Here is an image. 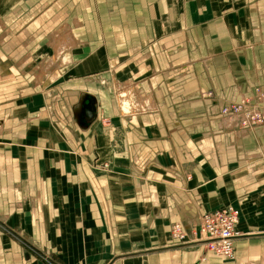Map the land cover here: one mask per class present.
Returning <instances> with one entry per match:
<instances>
[{
	"label": "crops",
	"instance_id": "0c3cea01",
	"mask_svg": "<svg viewBox=\"0 0 264 264\" xmlns=\"http://www.w3.org/2000/svg\"><path fill=\"white\" fill-rule=\"evenodd\" d=\"M34 11L78 48L52 100L0 83V264H234L171 237L221 207L264 264V127L223 113L264 93V0H0ZM130 86L150 109L124 114Z\"/></svg>",
	"mask_w": 264,
	"mask_h": 264
},
{
	"label": "rangeland",
	"instance_id": "374dc122",
	"mask_svg": "<svg viewBox=\"0 0 264 264\" xmlns=\"http://www.w3.org/2000/svg\"><path fill=\"white\" fill-rule=\"evenodd\" d=\"M35 5H36V3H34V6ZM18 6H21V4H19ZM18 6H17V8H18ZM34 10H35V8H34ZM44 14L46 15L47 13L35 12V11L30 13L29 18H28L29 21L27 20L28 24L26 23L24 25L25 29H22V30H21V23L17 24V22H16L17 18L20 16V13H18V15H15V13H14L13 17L9 16V18H8L9 25H5V23H6L5 17H4L5 14H0V40L3 39L2 41H4V39H5V41L8 43L12 42V40H13L16 43V44L12 43V46L10 48L12 50L11 52H12L13 57H15V56L19 57L21 54L22 55L24 54L25 56H28V55L33 56V55H37V54L39 55L38 56L39 58L37 57V59H35L32 62L31 61H28V62L24 61L23 63H21L19 60H13L12 57H10V56H9V59L12 60L13 62H11V63L10 62H2V63L0 62V83L15 84L13 86V88L16 89L15 86H18L17 83H18V80L20 79V81L25 82V85L23 87L25 89H23V91H26V92L24 93V95H28V94H29V96L34 95V97L39 95V98L52 100L54 98V96L56 95V93L54 92L55 91L54 86L58 82H61L60 81L61 80V71L66 69L72 63V57L73 56H71V54H72V52L74 53V51H76L75 47L78 48V45H75V42L70 41V37H71L72 33H71L69 27H65L64 29H61V30H53V31H57V32H53V33L51 32V29H50V32H45L42 28H40V27H43L42 17ZM4 27H6L7 29ZM22 33H24V36H26L30 33L29 36L42 37L41 42H40L39 37H37V38L34 37L31 40L32 43H26V44L21 45L19 43V41H20V37H21ZM61 35L63 36L62 37L63 39L67 38L64 41H65V44H68V46L62 51L61 55H59L57 58H55L56 52H55V48L53 46V41H54V38H56V36H61ZM35 40H36V42H35ZM39 42H40V44H38ZM1 44L2 43L0 42V46H1ZM17 53H18V55H17ZM8 63L11 64V65H9V67H10L9 72H7V69H6V65ZM25 63H28V65H27V67L24 68V66L26 65ZM19 67L21 68V70L24 68L25 75H23L24 74V73H22L23 71H19ZM127 89H128L127 87L124 88V90L126 92L123 91L122 94H120V98H119L121 105H122L121 109L125 115H130L134 112H140V111H144V110L151 108V104L149 103V101L145 102L147 98L143 97L141 99L142 96L138 97L139 94L135 93V89L133 87L128 89V91H127ZM256 90L261 91L260 88H257ZM256 90H255L254 95L252 97H255ZM141 94L143 95V93H141ZM138 98H139V100H138ZM141 100H142L143 104H141ZM124 110H126V112ZM234 119H236V118L234 117ZM104 124L108 125L109 122L104 120ZM220 209H224V208L221 207ZM202 217L200 218L198 225L194 228H186L185 225L182 223H175V224H180L182 226L187 237L189 238L188 241L186 240L187 242L184 241L185 243H183L181 245L189 246V248L203 247V248H205L204 249L205 253H209L208 257H213L214 259L220 260L223 263L224 262H226V263L232 262L234 264L237 262H238L237 264H258V263H261L260 260H258V259L250 260L251 258L245 259V260L242 259V261H239V257L237 254V244H238V241H240V239H241L239 233H238L239 238H237L235 240V243H234V248H235L234 256L230 259H226V258H223V257H220L218 255L211 253L208 250V248L206 247V242L201 239V236L199 233H198V236H196V238H198V239H196L194 242H191L193 240V238L191 237V235H192L191 233L195 232V234H196L198 232L196 229L199 228V226L201 224ZM175 224L172 225L171 231H172L173 226ZM189 229H191V232L189 231ZM20 241H22V240H20ZM22 243L24 245L26 244L23 241H22ZM207 259H208L207 255L203 256V258H200L199 263L202 261L205 262V260H207Z\"/></svg>",
	"mask_w": 264,
	"mask_h": 264
},
{
	"label": "built area",
	"instance_id": "2783aa9c",
	"mask_svg": "<svg viewBox=\"0 0 264 264\" xmlns=\"http://www.w3.org/2000/svg\"><path fill=\"white\" fill-rule=\"evenodd\" d=\"M263 99L264 93L256 90L255 97L244 98L239 103L229 104L223 109V113L235 117V123L243 130L264 127ZM239 221L240 212L233 207L206 213L201 219L199 228L196 229L198 232L196 234L195 232L191 233L193 238L191 242L195 241L199 233L211 253L230 259L234 256L235 240L239 238L236 231ZM171 237L174 242L179 244H183L189 239L180 224L173 226Z\"/></svg>",
	"mask_w": 264,
	"mask_h": 264
},
{
	"label": "bare ground",
	"instance_id": "6f19581e",
	"mask_svg": "<svg viewBox=\"0 0 264 264\" xmlns=\"http://www.w3.org/2000/svg\"><path fill=\"white\" fill-rule=\"evenodd\" d=\"M68 33V32H67ZM63 36L61 35V36H56V38H54V41H53V46H54V48H55V52H56V54H55V58H57L59 55H61V53H62V51L68 46V44H65V39H67V38H65V39H63L62 38ZM72 37V36H71ZM71 37H70V41L72 42V40L73 39H71ZM73 38V37H72ZM54 61V60H53ZM127 91H128V89H127ZM126 92V91H125ZM124 92V93H125ZM131 92V91H130ZM129 92V93H130ZM132 94V93H131ZM130 96V95H129ZM146 97V96H145ZM144 97V98H145ZM132 98V97H131ZM143 97H141V99H142ZM138 100H139V98H138ZM144 100V99H143ZM149 101V103H150V99H146V101L145 102H148ZM141 104H143V102H142V100H141ZM126 109V108H125ZM129 110V109H128ZM125 112H126V110H124Z\"/></svg>",
	"mask_w": 264,
	"mask_h": 264
},
{
	"label": "water",
	"instance_id": "95a60500",
	"mask_svg": "<svg viewBox=\"0 0 264 264\" xmlns=\"http://www.w3.org/2000/svg\"><path fill=\"white\" fill-rule=\"evenodd\" d=\"M89 110H90V108H88ZM89 115H90V113H89Z\"/></svg>",
	"mask_w": 264,
	"mask_h": 264
}]
</instances>
